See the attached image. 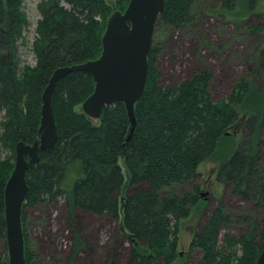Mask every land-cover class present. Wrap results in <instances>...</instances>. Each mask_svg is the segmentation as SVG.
<instances>
[{
  "label": "trees",
  "instance_id": "obj_1",
  "mask_svg": "<svg viewBox=\"0 0 264 264\" xmlns=\"http://www.w3.org/2000/svg\"><path fill=\"white\" fill-rule=\"evenodd\" d=\"M260 1L221 0L219 13L240 27L258 14ZM22 4L23 0H0V149L6 153L0 160V264H8L4 188L13 170L15 146L34 143L42 94L53 72L98 58L105 22L113 12L106 0H40L31 45L35 63L18 70L17 42L29 24ZM126 5L117 0L119 9L124 11ZM192 7L193 0H165L129 138L130 123L122 103L104 108L97 123L76 110L94 91L91 76L74 70L58 79L51 98L57 138L38 152L37 163L28 166L21 221L28 207L61 200L70 217L77 211L121 217L131 242L124 264H173L178 257L179 221L200 203L198 167L234 132L240 140L219 164L216 180L249 210L230 216L223 205L213 208L193 234L189 247L201 256L191 264H256L264 247V151L260 147L264 78L259 82L254 77L240 78L221 101L212 100L213 75L203 66L177 85H162L155 29L191 26ZM256 29H264V24L251 27L250 33ZM181 186L189 189L180 193ZM232 228L234 234H221ZM23 241L25 264H29L33 255L24 234ZM79 245L74 235L73 254Z\"/></svg>",
  "mask_w": 264,
  "mask_h": 264
},
{
  "label": "rangeland",
  "instance_id": "obj_2",
  "mask_svg": "<svg viewBox=\"0 0 264 264\" xmlns=\"http://www.w3.org/2000/svg\"><path fill=\"white\" fill-rule=\"evenodd\" d=\"M39 1L23 0L22 11L29 24L23 38L17 42L18 70L35 63L31 45L39 19L36 9ZM106 2L113 11H123L118 8L117 0ZM220 2L193 0L191 26L183 30L155 29L154 42L161 48L157 68L162 85H177L203 66L213 75L209 88L212 100L221 101L228 97L240 78L254 77L258 82L264 78V29L250 33L251 27L264 24V0L258 4V14L248 17L240 27L219 13ZM76 110L81 111V106ZM240 136L228 133L216 154L199 165L200 203L188 217L179 221L178 257L173 264H191L199 260L201 252L191 250L190 242L213 208L223 205L230 216H235L239 210H249L240 199L230 197L226 186L216 180L219 164L232 153ZM260 147L264 151V115ZM5 155L0 149V160ZM188 189L181 186L177 190L183 193ZM24 213L22 232L26 248L33 255L29 264H124L126 261L131 242L121 217L115 220L80 211L70 217L61 200L28 207ZM232 230L224 229L221 234H234L235 229ZM74 235L81 244L75 254L71 250ZM2 247L0 239V251Z\"/></svg>",
  "mask_w": 264,
  "mask_h": 264
},
{
  "label": "water",
  "instance_id": "obj_3",
  "mask_svg": "<svg viewBox=\"0 0 264 264\" xmlns=\"http://www.w3.org/2000/svg\"><path fill=\"white\" fill-rule=\"evenodd\" d=\"M122 1L127 2L125 10L113 11L106 19L98 58L53 72L42 94L40 125L34 143L25 145L19 142L15 146L14 167L4 188L8 264H25L21 224L22 207L28 191L25 174L30 164L38 162V152L56 141L51 98L58 79L74 70L91 76L95 83L94 91L82 103V112L96 120L104 108L122 103L130 123L128 138L134 130L133 109L145 89L147 56L156 22L164 12L165 0ZM256 264H264V247Z\"/></svg>",
  "mask_w": 264,
  "mask_h": 264
}]
</instances>
